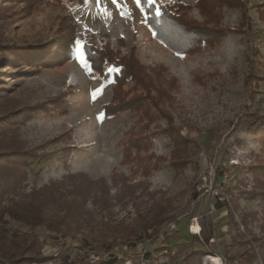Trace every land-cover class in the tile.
Here are the masks:
<instances>
[{
    "label": "rangeland",
    "instance_id": "374dc122",
    "mask_svg": "<svg viewBox=\"0 0 264 264\" xmlns=\"http://www.w3.org/2000/svg\"><path fill=\"white\" fill-rule=\"evenodd\" d=\"M158 1L207 22L198 0ZM242 1L208 25L225 36L179 53L135 0H121L127 18L111 0L108 16L96 0H0V230L31 244L32 264H264V124H252L264 118V0ZM75 39L139 63L140 84L122 87L140 98L133 109L107 114L121 67L90 74ZM21 48L48 63L23 62ZM40 211L59 231L30 225ZM19 251L0 248V260L28 264Z\"/></svg>",
    "mask_w": 264,
    "mask_h": 264
},
{
    "label": "trees",
    "instance_id": "16d2710c",
    "mask_svg": "<svg viewBox=\"0 0 264 264\" xmlns=\"http://www.w3.org/2000/svg\"><path fill=\"white\" fill-rule=\"evenodd\" d=\"M80 1L83 2L84 0H80ZM157 2L161 5L162 15L160 17H156L154 14L155 5H153L152 8H149L146 0H142L143 7L148 12L147 23L159 40H161L171 50L179 52V53H183V52L192 53L195 51L197 52L203 47L202 43L214 44L220 38L225 36L229 32V30L208 26L211 23L215 24L216 17L218 15L217 10L224 4H227L228 6H237V7H244V4H245L242 0H221V1L220 0H198V3L201 7V12L206 17V21H207L205 24H201L197 22L196 20H190L188 18L183 19L182 16L176 15V12L174 11V7L171 8L168 5H163L158 0ZM180 6L181 4L177 5V7L179 8ZM204 9H207L208 12H206ZM248 23H249L248 16L244 13L243 22L241 24V27L237 31L239 33L244 32V27L246 25L248 26ZM68 31L65 30V33H64L65 43L66 41L68 43L70 39V34L68 33ZM70 47L71 46L69 45L68 50L66 52V56H68V58H70V55H71ZM10 51H14V48L13 50H10ZM42 51L26 50V49L21 48V49H18V51H16L14 55L15 57H19V59H21L23 62H26L31 66L32 65L35 66L37 64L36 61H39V60L43 61L42 62L43 64L48 63L47 61L48 59L46 57L43 59H36L35 55H37V53H41ZM85 51H86L87 59L92 64L93 69L100 72L101 74L104 72L103 66L105 62L111 63L114 67H117V66L121 67L120 73L119 74L116 73L115 75V81L117 82V88L115 90L113 102H111V104L106 106L107 114L116 113L126 108L133 109L136 105L135 101L137 99L140 100V98L137 96H134L132 99H126L125 97H127V92L125 93L122 87L124 86L125 81L128 78L135 80L137 83L136 85L140 84V72L142 74L144 73H143L142 68L139 67V63L136 60H134L133 57L117 59L114 53L109 48L99 49L97 47L87 45L85 48ZM51 52L52 51L50 50L47 53V55H51ZM55 53L58 55L56 59H60L62 57L61 50H57V52ZM105 76H107V74ZM145 76L149 78L147 75ZM143 85L148 87L146 91L147 95L145 97L146 98L150 97L149 95L151 94L149 92L150 91L152 92L155 89L152 88L150 84L148 85L144 83ZM160 94H161V98L163 99L164 95L162 94V92ZM121 101L122 103H120ZM50 102H52V100ZM156 102L159 103V101H156ZM155 105L157 106V104ZM38 109L40 110L44 109L45 112L49 111L47 107L46 108L39 107ZM253 120H254V122L252 123L253 125L256 124L257 126L258 120H261L260 122L264 124V118L260 119V117L253 115ZM141 141H147V140L142 139ZM80 176H81L80 178L82 179L81 184L83 187H86V185L87 186L91 185L92 182L90 181L88 177H86L85 175H80ZM65 205L66 206L68 205L69 207L66 209L67 211L66 215L69 216L72 213L71 211H73L70 208L74 206L75 204L67 202ZM162 213L163 212H161V214ZM19 215H21V213H18V212L12 214L14 218L18 219L21 222H24L23 218H21L22 216H19ZM23 215L26 216L30 214L23 213ZM49 217L46 214H44L43 211H40L37 214L33 213V223H31L30 225H32L33 228H35L36 226L45 225L53 232L59 231V227H60L59 225L62 224V222H60L56 227H53L54 224L53 225L49 224V219H50ZM161 222L162 221H160V215H157L156 218L153 219L148 224V226L147 225L145 227L140 226L141 228L139 227L140 229L137 230L136 235H138V233H140L141 230H149L151 227L155 226L156 224L159 225ZM135 231L136 230H134V232ZM18 237L15 236V237L9 238L7 235V232H5L4 230H0V248L6 251V250H9L11 247H14L17 250H20L19 253L21 255L24 253H28V255L21 257L23 261H28L29 262L28 264H32L35 261H37L39 257L37 254L34 253V250L31 248V244H28V246L27 244L21 246L17 241ZM122 239H126L127 241L129 240V238H122ZM3 255H4V252H3ZM8 256H9L8 253H6L5 257H8ZM13 261H11V263H13ZM0 264H6V262L4 260L3 261L0 260Z\"/></svg>",
    "mask_w": 264,
    "mask_h": 264
},
{
    "label": "snow or ice",
    "instance_id": "6c2138e0",
    "mask_svg": "<svg viewBox=\"0 0 264 264\" xmlns=\"http://www.w3.org/2000/svg\"><path fill=\"white\" fill-rule=\"evenodd\" d=\"M88 2H89V0H84L85 4H87ZM111 2L120 11L121 17L127 18V16L131 15V9H128L127 11H125L124 5L121 3V0H111ZM124 2L126 3V0H124ZM146 2H147V5H148L149 8H152L153 5H155L154 14H155L156 17H160L162 15L161 5L157 2V0H146ZM96 3H97V10H98L99 13H101V14H103L105 16L110 15V13L108 12L107 7L101 3V0H96ZM135 4L137 5L138 8H140L141 12L144 13L145 20H146L147 16H148V12L143 7L142 0H135ZM74 42H75V45H76L77 58H78L79 63L81 64V66L83 68L88 70L89 73L91 74L92 71H93V66L89 62V60L86 58V55H85V52H84L85 42L80 40V39H75ZM109 71H111V69H109ZM98 93L102 94L103 93V89L94 90V92L92 93L93 98H95Z\"/></svg>",
    "mask_w": 264,
    "mask_h": 264
},
{
    "label": "bare ground",
    "instance_id": "6f19581e",
    "mask_svg": "<svg viewBox=\"0 0 264 264\" xmlns=\"http://www.w3.org/2000/svg\"><path fill=\"white\" fill-rule=\"evenodd\" d=\"M199 229H200L199 226L194 227V230L196 231V233H198ZM207 259L210 260V262H212L213 264H222L221 259H219L218 257L211 256V257H208Z\"/></svg>",
    "mask_w": 264,
    "mask_h": 264
}]
</instances>
